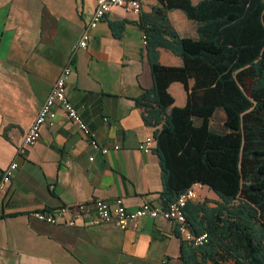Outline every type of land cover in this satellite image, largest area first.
<instances>
[{
	"label": "crops",
	"instance_id": "crops-1",
	"mask_svg": "<svg viewBox=\"0 0 264 264\" xmlns=\"http://www.w3.org/2000/svg\"><path fill=\"white\" fill-rule=\"evenodd\" d=\"M139 1L143 13L159 5V0ZM96 5V0H0V179L10 163L19 164L0 199V264H182V239L162 217L121 229L113 224L54 226L29 215L119 197L132 210L144 203L162 206L160 159L154 151L140 149L156 130L145 124L135 102L153 86L144 32L137 25L140 16L114 8L91 31L88 47L73 56ZM169 18L182 37H198L196 23L183 11L173 10ZM124 22L116 37L112 25ZM160 62L167 67L184 64L163 48ZM66 66L72 70L67 97L108 153L92 147L58 110L53 123L42 127L40 140L18 155ZM169 92L175 106L187 104L182 83H173ZM224 119L219 111L213 126L221 129ZM194 188L196 202L208 200L214 207L220 201L207 186Z\"/></svg>",
	"mask_w": 264,
	"mask_h": 264
},
{
	"label": "trees",
	"instance_id": "trees-1",
	"mask_svg": "<svg viewBox=\"0 0 264 264\" xmlns=\"http://www.w3.org/2000/svg\"><path fill=\"white\" fill-rule=\"evenodd\" d=\"M173 10L196 23L197 38L178 33ZM137 25L147 38L153 86L135 102L156 129L162 206L197 184L220 198L214 207L187 203L189 230L208 240L199 247L182 240L181 263L264 264V0H159ZM124 28L112 25L116 37ZM162 48L183 66H164ZM175 82L187 93L184 107L169 92ZM219 111L221 129L212 124Z\"/></svg>",
	"mask_w": 264,
	"mask_h": 264
},
{
	"label": "built area",
	"instance_id": "built-area-1",
	"mask_svg": "<svg viewBox=\"0 0 264 264\" xmlns=\"http://www.w3.org/2000/svg\"><path fill=\"white\" fill-rule=\"evenodd\" d=\"M96 8L94 15L86 27L82 38L78 45L73 49V56L78 49L88 47L91 39V31L95 29L107 15L116 7L122 8L127 12L140 16L142 13V5L139 0H96ZM143 44L146 46L147 38L144 35ZM72 70L66 66L55 84L51 92L42 105L35 121L33 122L28 133L25 135L22 144L18 148V155H24L29 147L34 146L41 138V129L47 124H52L55 120L58 110L63 111L69 119L76 124L82 134L89 140L92 147L99 149L103 154L108 153L107 147H101L94 133L90 130L84 121L80 111L74 107L66 94L67 81ZM156 147L155 135L148 136L140 145V149L144 153H152ZM119 145L115 146L118 150ZM93 161V158H90ZM19 169V164L13 161L3 171L0 179V199L12 184L15 173ZM199 195L194 187L184 191L180 196L167 207H158L150 203H144L135 210L128 208L123 198L119 197L113 201L103 199H95L89 203H78L74 207L69 208L62 206L56 209L42 208L33 210L29 213L34 219L48 224L66 227L100 226L113 224L121 229L135 226L144 218L157 219L162 217L169 223L173 224L181 239L193 244L196 247L204 245L208 240V234L195 236L190 230L184 209L188 202L197 201Z\"/></svg>",
	"mask_w": 264,
	"mask_h": 264
},
{
	"label": "rangeland",
	"instance_id": "rangeland-1",
	"mask_svg": "<svg viewBox=\"0 0 264 264\" xmlns=\"http://www.w3.org/2000/svg\"><path fill=\"white\" fill-rule=\"evenodd\" d=\"M219 119V118H218ZM225 264H232V262H229V263H225Z\"/></svg>",
	"mask_w": 264,
	"mask_h": 264
}]
</instances>
